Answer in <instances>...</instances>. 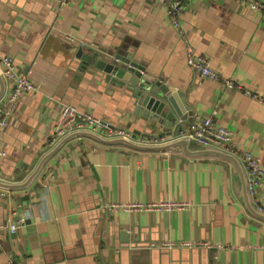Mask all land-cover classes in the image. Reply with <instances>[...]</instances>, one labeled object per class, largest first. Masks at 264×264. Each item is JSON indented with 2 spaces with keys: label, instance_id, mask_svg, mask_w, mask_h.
Wrapping results in <instances>:
<instances>
[{
  "label": "crops",
  "instance_id": "crops-1",
  "mask_svg": "<svg viewBox=\"0 0 264 264\" xmlns=\"http://www.w3.org/2000/svg\"><path fill=\"white\" fill-rule=\"evenodd\" d=\"M183 2L181 21L196 51L222 78L264 95V15L244 0ZM167 3L70 0L59 8L57 0H0V53L12 56L17 70L38 87L22 95L0 133V149L7 152L0 158L1 180L23 182L36 168L49 151L63 103L134 137L163 133L137 113L127 84L107 81L94 65L84 66L80 48L85 55L130 53L147 75L170 85L191 120L213 115L233 131L243 165L241 153L250 149L264 166V103L188 65L187 44L169 22ZM5 82L0 108L11 90ZM3 115L0 111V119ZM167 199L189 206L106 208ZM258 203L264 207V178ZM203 241L215 246H201ZM167 242L194 245L167 247ZM11 259L20 264H264V220L247 210L239 176L227 159L181 147L140 150L77 136L27 187H0V264Z\"/></svg>",
  "mask_w": 264,
  "mask_h": 264
},
{
  "label": "built area",
  "instance_id": "built-area-1",
  "mask_svg": "<svg viewBox=\"0 0 264 264\" xmlns=\"http://www.w3.org/2000/svg\"><path fill=\"white\" fill-rule=\"evenodd\" d=\"M70 0H57L59 8L63 7ZM167 17L170 24L178 30L181 39L187 44V63L197 73L204 77H210L213 79H220L223 83L230 88H238L250 95L251 97L264 103V95L259 92L251 91L243 87L240 83L235 82L230 78H222L212 67L206 56L197 52L196 49L190 44L189 37L181 21V15L185 7L183 0H167ZM251 10L257 11L264 15V0H244ZM72 39V37H67ZM0 71L5 80L10 84L11 90L6 97L7 105L4 108H0L3 117L0 119V133L3 127L7 124V119L13 114L17 108V104L23 94L27 92L36 91L37 85L31 80V78L22 74L17 70L16 62L12 56L2 55L0 53ZM89 130L95 132L104 137H117L122 136L131 139L141 144H163L170 142L179 137L191 138L196 143L202 146H214L233 154L239 153V148L234 143V133L227 127L220 125L216 122L213 115L209 116H195L188 124L179 128L177 133H170L168 135H155L144 136L138 135L134 137L132 133L124 128L111 127L108 123H105L101 118L95 116L91 112L82 110L77 105L72 103H63L60 108V116L57 124L55 125L53 132L48 138L47 149L52 148L57 142H59L67 134L78 131ZM7 152L4 149H0V158L4 157ZM244 165L247 170L248 176V188L253 197L255 204L264 211V207L258 203V189L263 183L264 178V166L259 155L255 154L250 149H245L241 153ZM189 206L188 203L174 201L171 199L141 203V202H125V203H109L106 205L107 209L116 210L123 209L127 211L133 210H157V211H173L183 209ZM16 225L11 224V230L14 231ZM201 246L213 248L215 246L210 241H203L199 243ZM193 243H175L167 242V247L175 246H193ZM1 264H20L15 260H8Z\"/></svg>",
  "mask_w": 264,
  "mask_h": 264
},
{
  "label": "water",
  "instance_id": "water-1",
  "mask_svg": "<svg viewBox=\"0 0 264 264\" xmlns=\"http://www.w3.org/2000/svg\"><path fill=\"white\" fill-rule=\"evenodd\" d=\"M77 56L83 60L85 67L94 65L99 72H103L107 81L116 82L120 85L127 84L128 89L133 93V102L138 109L137 113L139 114L140 112L139 115L144 116L152 128L159 127L164 129L163 133L158 134L159 136L170 134L172 130H175L173 133H177L179 128L183 127L188 120H191L192 117L190 116L192 114L186 115L185 107L175 101L177 96L172 94L170 85L163 80L147 75L145 73L147 72L146 66L134 60L130 53L121 55L106 51L102 55L97 51H92L85 55L83 48H80ZM5 86V78L0 72V99L4 96ZM77 136H87L105 144H122L140 150L160 151L181 147L187 153L216 155L227 159L233 164L234 170L239 176L241 194L247 210L258 219L264 220V211L255 204L249 191L248 176L240 158L229 151L214 146H201L197 150L190 149L189 145L195 141L188 137H179L163 144H141L122 136L104 137L89 130L74 131L48 149L49 151L42 156L36 168L28 175L25 181L13 183L0 179V187L6 189L27 187L38 176L46 162L59 151V148L65 142Z\"/></svg>",
  "mask_w": 264,
  "mask_h": 264
}]
</instances>
